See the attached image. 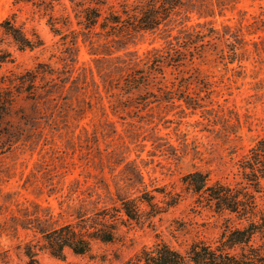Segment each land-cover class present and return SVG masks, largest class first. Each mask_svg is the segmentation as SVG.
<instances>
[{
  "label": "rangeland",
  "instance_id": "374dc122",
  "mask_svg": "<svg viewBox=\"0 0 264 264\" xmlns=\"http://www.w3.org/2000/svg\"><path fill=\"white\" fill-rule=\"evenodd\" d=\"M100 2L86 0V7ZM110 5L114 11L122 9L108 0L101 6L103 16ZM185 7L184 14L159 30L116 38L98 28L83 33L75 14L80 9L61 0L53 14L69 16L71 25L63 28L64 34L80 32L75 48L71 35L62 38L50 31L39 8L22 5L16 10L12 0H0V22L15 10L18 22H25L27 30L34 26L44 41L43 48L14 51L19 70L47 64L64 81L54 100L44 96L39 101L30 142L0 156V264H27L24 243L39 238L21 227L34 216L28 214H52L55 225L63 224L72 220L73 210L111 207L117 193L135 197L144 189L182 192V199L151 224L122 227L116 242L94 244L89 256L67 250L65 258L57 259L39 251L38 264H122L157 240L182 251L195 239L210 240L220 233L222 218L194 208L181 178L201 170L213 181L233 183L238 161L264 136V31L248 32L256 20H264V0H186ZM182 25L226 29L237 38L241 63L226 68L210 50L204 60L182 67L185 76L196 72L200 77L189 91L203 98L204 107L196 111L153 103L141 112L142 119L133 112L112 113L113 84L122 73L144 68ZM165 76L170 85L180 74L168 68ZM20 105L29 110L26 102ZM135 169L144 183L129 186Z\"/></svg>",
  "mask_w": 264,
  "mask_h": 264
},
{
  "label": "trees",
  "instance_id": "16d2710c",
  "mask_svg": "<svg viewBox=\"0 0 264 264\" xmlns=\"http://www.w3.org/2000/svg\"><path fill=\"white\" fill-rule=\"evenodd\" d=\"M60 1L12 0V7L16 10L22 5L39 8L47 16L46 25L50 31L62 38L71 35L76 48L80 32L73 29L64 34L63 28L69 29L71 25L69 16L55 17L53 14ZM68 1L80 9L75 14L83 33L86 29L95 32L98 28L116 38L159 30L186 10V0H115L122 7L121 11L112 10L113 5H110L111 11L103 16L101 6L108 0L97 3V7H86V0ZM17 19V12L12 10L0 22V156L20 150L30 142L36 129L32 122L37 119L39 101L44 96L54 100L56 90L64 87V81L54 77V70L47 64L37 63L19 70L14 51L43 48L44 41L34 26L27 30L26 23ZM258 31H264L263 19L251 24L248 32L256 34ZM236 43L239 45L236 36L226 29L220 32L214 26L190 29L182 25L144 68L122 73L118 83L113 84L110 95L116 98V106H112V113L133 112L142 119L145 116L141 112L153 103L192 111L204 107L199 92H189L192 84L200 83L199 74L192 72L185 76L182 67L195 65L197 59L204 60L210 50L226 68L235 62L241 63ZM221 44L225 47L220 49ZM168 68L180 74L170 85L165 83ZM153 89L156 92L151 91ZM20 102H26L30 111L26 106H19ZM132 174L127 180L129 186L144 183L138 170ZM181 184L182 191L193 198L194 208L208 210L222 218L220 233L210 240L195 239L182 251L157 240L150 246H143L122 264H264V136L238 161L233 183L213 181L208 172L194 170L182 176ZM157 194L162 196L161 200L157 199ZM181 199L182 192L171 194L163 188L144 189L135 197L117 193L113 206L91 212L73 210L70 222L57 225L52 214H28L34 216L25 218L21 227L39 234V238L35 243L33 240L24 243L27 264H38L39 251L57 259L65 258L67 250L74 255L89 256L94 244L116 242L121 228L131 223L151 224L155 217L166 213ZM30 221L35 223L31 225Z\"/></svg>",
  "mask_w": 264,
  "mask_h": 264
}]
</instances>
